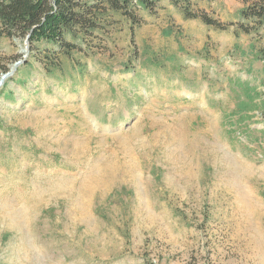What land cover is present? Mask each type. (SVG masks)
I'll list each match as a JSON object with an SVG mask.
<instances>
[{"label":"rangeland","instance_id":"1","mask_svg":"<svg viewBox=\"0 0 264 264\" xmlns=\"http://www.w3.org/2000/svg\"><path fill=\"white\" fill-rule=\"evenodd\" d=\"M257 1L114 15L55 75L0 36V78L31 66L0 97V264H264V120L232 89L263 76L264 25H231Z\"/></svg>","mask_w":264,"mask_h":264},{"label":"trees","instance_id":"2","mask_svg":"<svg viewBox=\"0 0 264 264\" xmlns=\"http://www.w3.org/2000/svg\"><path fill=\"white\" fill-rule=\"evenodd\" d=\"M161 0H0V36L24 37L30 43V57L42 53L41 64L50 75L62 73L60 57H73L88 46V39L112 24L114 15L122 16L131 23V30L141 25L140 10L152 11ZM195 0H172L181 9L185 20L200 19L215 29H227V25L205 12L192 10ZM235 34L258 31L264 25V0L238 11ZM36 43H43L42 49ZM52 51L48 53V51ZM56 53L55 55L53 53ZM253 57V56H252ZM254 60L262 63L263 76L257 77L258 84L235 82L232 89L239 92L238 112L240 120L250 118L252 112H259L264 120V49L254 52ZM29 64L21 66L19 73L28 71ZM7 69L4 73L7 74ZM16 71V72H17ZM252 69L248 70L250 73ZM9 83L2 86L0 97L10 94ZM234 93V92H233ZM243 98V99H242ZM242 99V100H241Z\"/></svg>","mask_w":264,"mask_h":264},{"label":"water","instance_id":"3","mask_svg":"<svg viewBox=\"0 0 264 264\" xmlns=\"http://www.w3.org/2000/svg\"><path fill=\"white\" fill-rule=\"evenodd\" d=\"M25 49H26L25 52L27 54H29L28 47H26ZM19 65H20V63H16L10 72H7V74L2 75V77L0 78V88L6 82L7 77H10V76H12L14 74V72L17 70V68H18Z\"/></svg>","mask_w":264,"mask_h":264}]
</instances>
